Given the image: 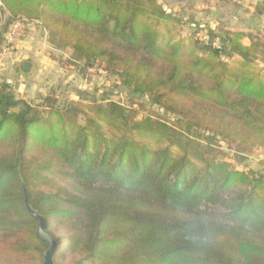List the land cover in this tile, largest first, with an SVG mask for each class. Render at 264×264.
<instances>
[{
  "label": "trees",
  "instance_id": "trees-1",
  "mask_svg": "<svg viewBox=\"0 0 264 264\" xmlns=\"http://www.w3.org/2000/svg\"><path fill=\"white\" fill-rule=\"evenodd\" d=\"M14 21L132 101L51 88L33 104L0 81V264L48 246L21 182L55 264H264V173L222 149L264 151L262 36L207 29L183 49L158 0H0V48ZM134 97L158 109L138 117Z\"/></svg>",
  "mask_w": 264,
  "mask_h": 264
},
{
  "label": "rangeland",
  "instance_id": "rangeland-1",
  "mask_svg": "<svg viewBox=\"0 0 264 264\" xmlns=\"http://www.w3.org/2000/svg\"><path fill=\"white\" fill-rule=\"evenodd\" d=\"M167 12L176 15L180 23L176 24L171 33L174 39L183 41V49L187 48L189 39L192 36H205L207 29L237 31L245 29L246 33L259 34L264 38V0H158ZM248 13V15H246ZM247 25V26H246ZM160 31L166 35L165 25L158 26ZM250 30V31H248ZM205 32V33H204ZM202 34V35H201ZM203 38V37H202ZM264 41V39H263ZM184 52V51H183ZM56 61L64 69L63 75L53 78L44 88L40 80L25 83L19 96L30 103L37 104L40 97L53 88L58 94L66 95L71 99L78 100L81 96L101 98L102 94L108 95L113 100L129 103L131 98L127 97L122 88L115 87V77L106 76L98 70L83 72L80 65L74 67L69 64L71 60L70 51L65 49L63 53L58 52ZM236 58V57H235ZM228 62L229 58H225ZM235 61V59H233ZM236 65L233 61L230 65ZM71 66L72 68H68ZM30 88L28 92L26 87ZM52 89V90H53ZM132 107L137 108L138 117L144 110L150 108L157 110L156 106L148 103L146 97L136 98ZM166 118H173L166 114ZM224 159L232 163L238 169H253L264 173V151L253 149L242 156L238 161L234 151L223 144Z\"/></svg>",
  "mask_w": 264,
  "mask_h": 264
},
{
  "label": "crops",
  "instance_id": "crops-1",
  "mask_svg": "<svg viewBox=\"0 0 264 264\" xmlns=\"http://www.w3.org/2000/svg\"><path fill=\"white\" fill-rule=\"evenodd\" d=\"M245 29L237 31L245 32ZM242 42L248 44L246 38ZM58 52L48 42L46 31L41 29L38 23L24 22L21 35L17 37L16 43L6 57L3 69H0V81L9 82L16 94L23 89L25 83L37 79L44 88L53 81V78L63 75L64 69L56 61ZM24 61L29 63L27 70L22 68ZM26 90L29 92L30 88L27 86Z\"/></svg>",
  "mask_w": 264,
  "mask_h": 264
},
{
  "label": "water",
  "instance_id": "water-1",
  "mask_svg": "<svg viewBox=\"0 0 264 264\" xmlns=\"http://www.w3.org/2000/svg\"><path fill=\"white\" fill-rule=\"evenodd\" d=\"M22 68L24 70H27L29 68V63L27 61H24L22 63ZM21 186L24 193V205L29 214L37 220V235L42 241L48 244L47 248L43 251L41 264H55L53 261V255L56 249V241L51 235L45 232L46 222L44 217L39 214L36 210L31 208V206L29 205L25 194L23 182H21Z\"/></svg>",
  "mask_w": 264,
  "mask_h": 264
},
{
  "label": "built area",
  "instance_id": "built-area-1",
  "mask_svg": "<svg viewBox=\"0 0 264 264\" xmlns=\"http://www.w3.org/2000/svg\"><path fill=\"white\" fill-rule=\"evenodd\" d=\"M23 29V24L20 21H14L8 28V30L5 33V42L0 48V69H3L4 67V61L6 57L9 55L11 49L13 48V45L16 43L17 37L21 35ZM205 33V32H204ZM202 35V34H201ZM205 38V36H201ZM98 70L102 74H105L103 70L96 69L94 67L88 68V71H96Z\"/></svg>",
  "mask_w": 264,
  "mask_h": 264
}]
</instances>
